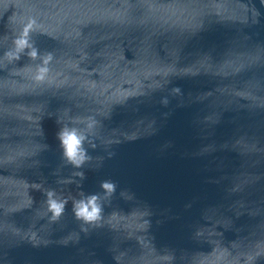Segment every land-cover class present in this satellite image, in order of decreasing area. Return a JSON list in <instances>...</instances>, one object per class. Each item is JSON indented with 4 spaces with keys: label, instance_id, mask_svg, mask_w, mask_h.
Here are the masks:
<instances>
[{
    "label": "water",
    "instance_id": "1",
    "mask_svg": "<svg viewBox=\"0 0 264 264\" xmlns=\"http://www.w3.org/2000/svg\"><path fill=\"white\" fill-rule=\"evenodd\" d=\"M0 264H264V0H0Z\"/></svg>",
    "mask_w": 264,
    "mask_h": 264
},
{
    "label": "clouds",
    "instance_id": "2",
    "mask_svg": "<svg viewBox=\"0 0 264 264\" xmlns=\"http://www.w3.org/2000/svg\"><path fill=\"white\" fill-rule=\"evenodd\" d=\"M26 40H22L21 44L26 46ZM33 58L36 57L37 52L33 49L30 53ZM50 54L48 59H50ZM47 63V60L44 61ZM40 75L37 79H42L43 74L47 71L46 68L38 69ZM89 128L92 127L91 124L88 125ZM56 139L62 149V155L65 161L74 166L81 167L83 163L89 159L87 155V150L84 147L85 142L88 140V133L83 131L78 127H71L64 125L56 134ZM83 177V173H80ZM100 188L105 194V196H111L116 189L114 182L104 180L100 183ZM48 207L54 217H59L65 207V202L56 198L55 191H48ZM103 212V206L100 203V194L92 193L84 195L83 198L75 201L73 206V213L78 220H82L85 223H92L101 219V214Z\"/></svg>",
    "mask_w": 264,
    "mask_h": 264
}]
</instances>
